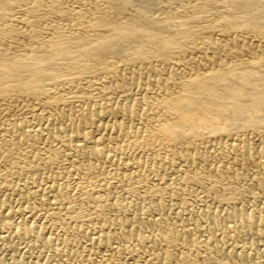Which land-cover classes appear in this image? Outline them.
<instances>
[{
  "label": "bare ground",
  "instance_id": "bare-ground-1",
  "mask_svg": "<svg viewBox=\"0 0 264 264\" xmlns=\"http://www.w3.org/2000/svg\"><path fill=\"white\" fill-rule=\"evenodd\" d=\"M156 2L0 0V264H264V0Z\"/></svg>",
  "mask_w": 264,
  "mask_h": 264
},
{
  "label": "rangeland",
  "instance_id": "rangeland-1",
  "mask_svg": "<svg viewBox=\"0 0 264 264\" xmlns=\"http://www.w3.org/2000/svg\"><path fill=\"white\" fill-rule=\"evenodd\" d=\"M156 1H159V0H155V2H156ZM156 3H157V2H156Z\"/></svg>",
  "mask_w": 264,
  "mask_h": 264
}]
</instances>
